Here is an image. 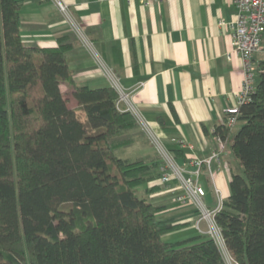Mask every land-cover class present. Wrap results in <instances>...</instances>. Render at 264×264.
Wrapping results in <instances>:
<instances>
[{"label":"trees","instance_id":"obj_1","mask_svg":"<svg viewBox=\"0 0 264 264\" xmlns=\"http://www.w3.org/2000/svg\"><path fill=\"white\" fill-rule=\"evenodd\" d=\"M21 11L0 0V264H227L206 235L165 241L190 223L162 220L166 207L140 196L163 171L160 159L120 156L140 129L135 116L112 86L76 84L73 34L54 48L26 46ZM257 73L232 141L242 172L216 216L235 264H264V61ZM214 134L225 143L232 128Z\"/></svg>","mask_w":264,"mask_h":264},{"label":"crops","instance_id":"obj_2","mask_svg":"<svg viewBox=\"0 0 264 264\" xmlns=\"http://www.w3.org/2000/svg\"><path fill=\"white\" fill-rule=\"evenodd\" d=\"M17 1L22 5L21 35L26 46L54 48L61 36L73 34L76 47L68 61L76 84L111 86L53 2ZM63 2L180 165L207 159L220 148L215 129L225 123V111L235 105L244 83L242 61L232 52L238 16L233 0H151L149 6L144 0ZM253 61L258 74V65L264 61V37ZM259 80L258 75L255 87ZM61 89L69 93L72 88L62 85ZM119 108L126 110V105ZM237 124L240 126L235 130ZM237 124L223 144L219 160L210 166L215 185L225 198L230 195L233 174L242 172L232 151L233 137L243 125L241 121ZM127 137L132 138V144L120 150L123 159L159 161V154L141 129ZM208 173L204 166L200 182L207 192V205L214 207L216 198ZM155 185L160 188L146 195ZM137 190L140 196L166 207L162 220L190 223L167 235L166 242L177 243L200 235L195 227V208L183 206L176 199L181 191L176 182L148 183Z\"/></svg>","mask_w":264,"mask_h":264},{"label":"built area","instance_id":"obj_3","mask_svg":"<svg viewBox=\"0 0 264 264\" xmlns=\"http://www.w3.org/2000/svg\"><path fill=\"white\" fill-rule=\"evenodd\" d=\"M50 1L56 5L57 9L64 17L74 34L83 46L93 55L100 70L107 77L110 85L118 92V107L121 104L126 105V110L130 111L135 116L140 129L146 134L156 152L159 154L163 171L160 183L168 185L172 182H176L179 185L181 191L177 195L176 199L178 203L183 206L191 205L195 208L198 215L195 227L199 234L206 235L214 239L219 247L222 245L223 250L228 252L225 246L222 231L216 222V216L224 208L226 198L223 192L215 185V177L210 170L212 162L219 160V157L223 152L224 142L222 139L217 137V140L220 143V148L207 159H193L186 164L180 165L176 161L175 157L167 150L152 125L143 117L140 111L133 104L131 93L125 91L114 71L106 65L100 54L96 52L94 44L83 31L81 24L73 17L68 5H66L63 0ZM156 1L161 2L162 0ZM233 1L238 10V16L234 24L232 52L238 55L242 61L244 83L242 90L237 94V101L235 105L227 108L225 111V123L230 128H234V126L239 122L238 117L240 107L248 101L250 95L255 90L256 68L253 59L254 55L260 51L261 43L264 37V0ZM144 3L145 6H149L151 4V0H144ZM204 166H207L209 169V179L214 188V195L216 198V204L214 207H209L207 205V192L200 182ZM204 223L206 224L205 229L203 227Z\"/></svg>","mask_w":264,"mask_h":264},{"label":"rangeland","instance_id":"obj_4","mask_svg":"<svg viewBox=\"0 0 264 264\" xmlns=\"http://www.w3.org/2000/svg\"><path fill=\"white\" fill-rule=\"evenodd\" d=\"M258 79V74H256L255 73V80H257ZM66 91V90H65ZM75 103V102H74ZM73 103V101H71L70 100V107L71 108H77V106H75V104ZM239 124H237L236 126H235V130L237 129V128H239ZM166 146V145H165ZM150 199V198H149ZM221 245V244H220ZM221 247V249H222V254H223V256H224V259H225V261H226V263L227 264H235L234 262H233V260L231 259V257L229 256V254H228V252H226L225 250H223V246L221 245L220 246Z\"/></svg>","mask_w":264,"mask_h":264}]
</instances>
